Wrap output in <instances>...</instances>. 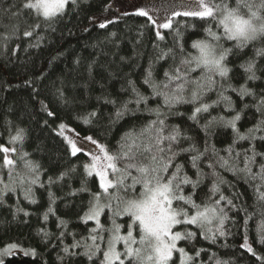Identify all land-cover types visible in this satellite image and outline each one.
Segmentation results:
<instances>
[{
    "label": "snow or ice",
    "instance_id": "snow-or-ice-1",
    "mask_svg": "<svg viewBox=\"0 0 264 264\" xmlns=\"http://www.w3.org/2000/svg\"><path fill=\"white\" fill-rule=\"evenodd\" d=\"M82 2L21 0L13 16L23 17L27 12L35 23L28 24L22 33L19 24L13 25L10 34L0 33L3 46L7 47L12 39L19 40L21 35H35V43H29L28 46L39 47L44 36L37 34V29L44 27L55 31V25L64 20L67 13L79 8ZM183 8V11L173 10L162 20L143 8L134 13L146 18L156 41H166V34L160 29L173 33V46L165 49L159 43L153 44L157 54L145 69L142 79V83L150 89L149 95L144 94L136 82L129 79L128 88H122L121 91L130 90V99L118 103L115 98H103L104 104L116 108V120L145 113L153 119L147 120L138 129L135 126L130 128L114 148L99 142L94 136L81 137L63 122L53 130L64 142L70 158H85L81 161L84 178L80 187L72 188L69 183L70 190L66 195L78 197L87 194V210L79 219L86 225L90 221L94 222V227L88 229V235L77 239L75 233L68 232V223L57 217L56 226L61 231L56 239L60 241L63 253L57 259L61 264L65 259L76 256L86 257L90 264H206L201 256L207 254L208 250L196 248V242L200 240L210 245L216 244L219 238L228 235L225 225L231 220L229 211L246 212L234 202L240 198L239 193L225 195L222 186L231 189L232 184L225 179L223 172H231L253 187L257 202L264 206V150H261L264 147V89L258 95L248 87L249 82L261 79L258 72H264V67H258L259 60L264 59V0H190ZM176 17L193 18L202 26L203 35L186 44L180 25L175 21ZM90 23L92 27L104 30L114 21L104 17ZM196 23L191 25L193 29ZM82 30L90 31L89 25L85 24ZM140 36H143V32H140ZM115 37L116 33L111 32L106 39L111 41ZM250 46L254 55L236 65L244 73V83L235 86L231 76L234 68L230 65L246 55L245 49ZM124 59L121 57V60ZM76 63L79 64V60ZM93 64L88 66L90 76ZM157 64L168 65L163 69L160 79L155 75ZM196 73L198 75H194ZM26 83L31 84L30 81ZM213 92L217 99L210 103L204 102L205 97ZM229 92L234 93L243 104L240 111H236V102L228 95ZM57 93L58 98L67 103L63 90L57 89ZM249 97L252 103L245 102ZM150 102H155L156 107H150ZM40 103L42 111L48 116L55 115L43 101ZM131 104L135 107H129ZM177 105L192 106L187 119L205 133L202 149L179 124L168 123L170 116H185V113L176 110ZM221 105L225 112L235 114L230 117L211 116V110ZM248 108L254 109L257 114L256 123L241 132L238 122ZM204 114H208V119L201 124ZM96 116L97 111L93 110L82 118V122L91 124ZM8 123V143L13 147L0 145V152L4 153L0 169L6 170L7 175L5 179L0 174V206L7 207L6 197L9 194L15 196L17 192L29 204H37L35 188H45L47 185L49 206L42 214V220L47 223L50 215H56L54 205L57 199H62L55 196L51 187L63 186L65 181H71L77 173V166L73 164L55 177L49 176L47 181H42L41 176L47 170L42 169L39 162L33 161L31 154L24 151L27 129L17 125L13 131L11 122ZM44 123L47 125L48 122ZM218 127L230 128L233 134L231 144L222 150L224 154L215 145H210L207 139ZM68 132L73 135L66 134ZM242 142H247L248 146L237 150L236 145ZM10 153L15 154V158ZM205 164L209 170L207 172L204 170ZM20 166L23 172L19 170ZM189 169L193 170L192 175ZM89 178L97 182L96 191L89 186ZM206 180L211 183L201 195ZM21 213L25 217L31 215L19 206L17 198L13 219ZM105 215L108 227L101 222V217ZM24 222L27 223L26 220ZM247 222L245 219V227ZM104 233H107V238ZM37 235L47 244L52 233L41 228ZM69 235L72 236V243L65 244V238ZM257 243L264 245V221L257 228ZM188 246L192 247L191 252ZM18 247L15 243L7 245L0 251V257L12 254ZM240 247L255 255L247 235ZM21 251L25 256L38 255L35 249ZM215 256L212 253L209 260L215 259ZM0 264H4L2 258ZM215 264L228 262L215 259Z\"/></svg>",
    "mask_w": 264,
    "mask_h": 264
},
{
    "label": "trees",
    "instance_id": "trees-1",
    "mask_svg": "<svg viewBox=\"0 0 264 264\" xmlns=\"http://www.w3.org/2000/svg\"><path fill=\"white\" fill-rule=\"evenodd\" d=\"M127 1H136L137 4L151 3L157 0H83L79 8L73 9L66 14L64 20L55 25V31L41 27L37 29V34L43 35L39 47H29V43H35L33 37H23L19 40L12 39L3 46L0 39V145L11 148L8 143L9 121L13 131L18 125L27 129L28 138L24 144V151L31 154L33 161L39 162L42 169L47 171L41 176L42 181H47L49 176L55 177L60 171L75 164L77 173L71 181H65L63 186L53 185L51 191L57 199L54 205L56 215L49 216L45 223L42 214L49 206L48 187L35 188L37 204H29L19 192L15 196L9 194L6 197L7 207L0 206V251L7 245L15 243L19 247L12 254L0 257L4 264H61L57 259L61 252L60 241L56 239L61 229L57 228V217L68 223V232L75 233L76 238L88 235V229L94 227V222L84 224L79 217L83 216L87 210L89 197L83 194L78 197H69L66 193L72 188H79L83 176L81 160L70 158L66 152V146L62 139L58 137L54 129L61 122L75 129L81 137L85 135L94 136L99 142L108 144L114 148L120 137L134 126L138 129L149 119L154 117L137 115L136 117L125 116L116 120V108L111 104H104L103 98H115L119 101L131 98L130 90L122 92V88H128L127 81L134 80L140 90L150 94V89L142 83L145 69L149 63L154 61L156 50L154 43H159L162 48L172 47L174 34L169 30H162L166 34V41H156L154 31L147 26L149 22L146 18L134 15L139 10L137 5L129 7L117 17L111 18L114 23L109 24L107 29L101 30L91 26L94 18L101 17L110 11L109 7L115 4H125ZM188 3L190 0H186ZM21 5V0H0V33H11L13 25L19 24L21 33L26 30L28 24L35 21L24 13L23 17L13 16ZM15 6V7H14ZM107 7V10H106ZM127 13V15L125 14ZM27 20V24H25ZM175 21L180 25V31L184 34L186 44H190L193 39L203 35L202 26L196 23L193 18L176 17ZM196 23V28L191 25ZM85 24L89 25L90 31H83ZM187 26V27H186ZM115 32L116 37L111 41L107 40L109 33ZM143 32V36H140ZM196 33V35H194ZM19 45V48H17ZM259 47L260 45H256ZM16 49L15 53L13 50ZM26 49V50H25ZM246 55H242L239 60H234L230 67L234 68L232 83L239 86L244 83V73L236 65L247 60L254 55L250 46L245 49ZM124 57V60H121ZM79 60V64L76 61ZM93 62H95L93 64ZM93 64L92 75L88 73V66ZM167 64H157L156 78H162L163 69ZM258 67H264V59L259 60ZM261 79L256 82H249L248 87L261 94L264 89V72H258ZM198 75V73L194 74ZM31 82L29 85L26 82ZM57 89H62L65 103L58 98ZM228 95L236 102V111L243 108V104L238 97L229 92ZM100 98V99H98ZM217 99L215 92L209 93L205 101L210 103ZM41 101L44 102L55 113L48 116L42 111ZM246 103H252V99L246 98ZM150 107H156L155 102H150ZM129 107L134 108L131 104ZM143 107V106H141ZM93 110L97 111V116L92 119L91 124H84L82 118L88 116ZM185 113V116H170L169 124H179L185 129L202 149L205 140V133L199 127L193 125L187 119L191 114V105H177V109ZM234 112H225L223 105L211 110V116L224 115L230 117ZM208 119V114H204L200 123L203 124ZM257 114L254 109L248 108L242 114V119L238 122L241 132L252 127L256 123ZM47 121V125H45ZM233 134L230 128H215L213 133L207 137L210 145H215L217 150L223 153V149L231 144ZM247 142L237 144L236 148L247 147ZM19 147V146H16ZM259 147V144H258ZM264 150V147L261 148ZM15 158V154H11ZM4 153L0 152V165L3 163ZM19 170L23 172L22 166ZM204 170L209 171L204 165ZM7 179L6 170L0 169ZM189 174L193 170L189 169ZM226 180L230 181L232 188L222 186L225 195L232 192L240 194V198L234 202L240 209L245 211L230 210L231 220L225 227L228 232L226 237L219 238L214 245L206 241L198 240L196 248L207 249V254H202L201 259L206 264H215V259L227 261L228 264H264V245L257 243V228L264 221V206L256 200L254 188L245 183L243 179L233 176L231 172H223ZM211 181L206 180L201 189V195L207 191V186ZM88 184L93 191L97 190V182L91 178ZM19 198V206L31 213L25 217L22 213L13 219V210ZM251 217L248 219V217ZM127 219V218H125ZM248 220L245 227L244 221ZM27 221L25 223L24 221ZM101 222L105 227L109 226L107 215L101 217ZM123 222V221H118ZM46 228L52 233L47 244L42 242V237L37 235V231ZM107 238V233H104ZM247 235L249 243L252 244L255 255L246 252L240 245ZM65 244L72 243V236H66ZM55 245V247H53ZM183 246V245H182ZM21 249H35L38 253L35 257L25 256ZM191 252L193 249L188 246ZM79 251V250H78ZM215 253V259L209 260V256ZM259 257L260 259H258ZM63 264H90L86 257L76 256L70 260L65 259Z\"/></svg>",
    "mask_w": 264,
    "mask_h": 264
},
{
    "label": "rangeland",
    "instance_id": "rangeland-1",
    "mask_svg": "<svg viewBox=\"0 0 264 264\" xmlns=\"http://www.w3.org/2000/svg\"><path fill=\"white\" fill-rule=\"evenodd\" d=\"M186 0H157L151 3L137 4L136 1H127L125 4H115L109 7L110 11L101 17L94 18V20L102 19L104 17L114 18L123 12V10L137 5L143 9H146L157 19H163L169 16L173 10L183 11V5L187 4ZM140 9V8H139ZM163 29H160L162 31ZM73 135L72 132L66 133Z\"/></svg>",
    "mask_w": 264,
    "mask_h": 264
}]
</instances>
